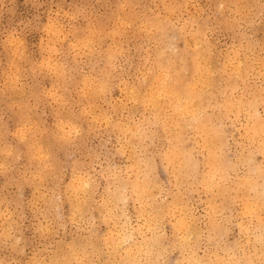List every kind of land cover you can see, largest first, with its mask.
I'll use <instances>...</instances> for the list:
<instances>
[{
	"label": "clouds",
	"instance_id": "9594fccd",
	"mask_svg": "<svg viewBox=\"0 0 264 264\" xmlns=\"http://www.w3.org/2000/svg\"><path fill=\"white\" fill-rule=\"evenodd\" d=\"M0 264H264V0H0Z\"/></svg>",
	"mask_w": 264,
	"mask_h": 264
}]
</instances>
